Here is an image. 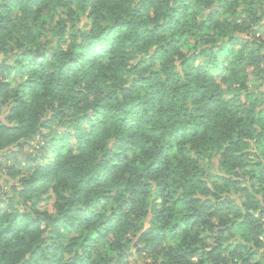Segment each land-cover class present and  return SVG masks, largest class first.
Instances as JSON below:
<instances>
[{"label":"trees","instance_id":"16d2710c","mask_svg":"<svg viewBox=\"0 0 264 264\" xmlns=\"http://www.w3.org/2000/svg\"><path fill=\"white\" fill-rule=\"evenodd\" d=\"M0 53V264H264V0H0Z\"/></svg>","mask_w":264,"mask_h":264},{"label":"rangeland","instance_id":"374dc122","mask_svg":"<svg viewBox=\"0 0 264 264\" xmlns=\"http://www.w3.org/2000/svg\"><path fill=\"white\" fill-rule=\"evenodd\" d=\"M61 13V11H60ZM59 17H57L53 23V25L56 24ZM52 35V32L49 33V36ZM5 57L0 53V63L5 61ZM220 74H223V72ZM220 80V77H219ZM0 186L4 187L5 189H9L8 180L6 178H3L1 180ZM55 203L56 198L55 195L51 192L50 195H45L43 200L39 203L38 207L41 211L49 212V213H55ZM123 264H145L144 260L137 257V256H130L127 260L124 261Z\"/></svg>","mask_w":264,"mask_h":264}]
</instances>
